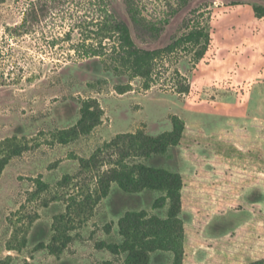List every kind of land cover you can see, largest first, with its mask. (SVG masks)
<instances>
[{
	"label": "rangeland",
	"instance_id": "374dc122",
	"mask_svg": "<svg viewBox=\"0 0 264 264\" xmlns=\"http://www.w3.org/2000/svg\"><path fill=\"white\" fill-rule=\"evenodd\" d=\"M129 1L137 24L125 0H0V264H125L102 245L122 242L118 220L166 218L169 205L117 182L101 196L111 169L139 163L184 177L181 264H264V0ZM119 22L139 49L198 28L209 45L202 58L201 46L161 53L145 88ZM85 103L97 116L81 121ZM173 117L183 133L165 153L116 140L169 132ZM174 262L150 252L149 264Z\"/></svg>",
	"mask_w": 264,
	"mask_h": 264
},
{
	"label": "trees",
	"instance_id": "16d2710c",
	"mask_svg": "<svg viewBox=\"0 0 264 264\" xmlns=\"http://www.w3.org/2000/svg\"><path fill=\"white\" fill-rule=\"evenodd\" d=\"M127 12L133 23L137 24L141 19L137 9L129 0H125ZM253 11L256 17H264V7L254 6ZM150 29L158 30L155 26ZM115 31L118 33V42L123 51V61L133 70L134 76L146 78L145 88L149 87L152 80L155 59L161 53L172 52L177 46H201L198 57L202 58L209 45V34L201 28L193 29L174 40L172 43L161 49L144 50L136 48L131 37L128 26L119 22L115 24ZM91 55H99L97 49H91ZM187 87L179 92L187 91ZM92 105L85 103L81 109V121L88 118H95L97 111H91ZM173 129L169 132L157 136L147 135L142 131L136 134H119L117 139L129 136L140 140L143 156H150L156 153H165L170 145H179L183 125L173 117ZM15 152V153H14ZM12 154H18L16 150ZM8 157L0 158V175L7 164ZM106 181L101 186V196L108 193L109 183L117 182L122 190L129 193L140 192L142 190H157L164 195L157 199L155 206H162L166 200L169 201L166 218L157 216H147L145 211L126 212L119 220V233L122 236L121 243L104 244L112 253H125V264H149L150 252L161 250H172L175 253L174 264H181L183 253L184 225L178 218V214L183 210V188L185 186L184 177L179 172L169 171L164 168L148 166L143 163L134 165L129 169H111Z\"/></svg>",
	"mask_w": 264,
	"mask_h": 264
},
{
	"label": "crops",
	"instance_id": "0c3cea01",
	"mask_svg": "<svg viewBox=\"0 0 264 264\" xmlns=\"http://www.w3.org/2000/svg\"><path fill=\"white\" fill-rule=\"evenodd\" d=\"M216 62V61H215Z\"/></svg>",
	"mask_w": 264,
	"mask_h": 264
}]
</instances>
